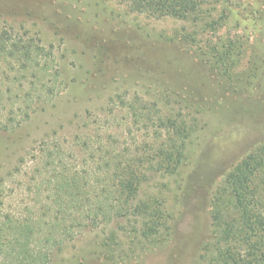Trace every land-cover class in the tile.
Instances as JSON below:
<instances>
[{
    "label": "rangeland",
    "instance_id": "obj_1",
    "mask_svg": "<svg viewBox=\"0 0 264 264\" xmlns=\"http://www.w3.org/2000/svg\"><path fill=\"white\" fill-rule=\"evenodd\" d=\"M3 30L53 47L59 76L55 97L0 127L9 196L0 207L17 204L23 178L11 174L52 138L78 165L71 148L84 134L107 156L151 162L133 211L78 232L49 264H225L214 215L239 218L228 176L264 146V0H211L187 19L132 12L119 0H0ZM162 151L182 159L159 166ZM255 183L264 192L261 176Z\"/></svg>",
    "mask_w": 264,
    "mask_h": 264
},
{
    "label": "trees",
    "instance_id": "obj_2",
    "mask_svg": "<svg viewBox=\"0 0 264 264\" xmlns=\"http://www.w3.org/2000/svg\"><path fill=\"white\" fill-rule=\"evenodd\" d=\"M119 1L132 12L187 19L211 0ZM52 56L53 47L46 48L37 38L0 31L1 128L20 125L35 112V104L55 97L59 71ZM73 145L72 151L82 156H77L79 165L74 156L67 155L66 147L52 138L44 141L28 161H20L16 175L11 174L12 180L23 178L17 188L14 186L21 197L15 208L14 203L6 210L0 207V264H49L78 232L133 211L132 204L146 178L141 168L151 162L141 157L107 156L104 146L88 134L77 135ZM173 145L176 147L167 150L179 149ZM175 155L162 151L157 163L169 167L180 162L182 153L177 158ZM263 155L264 146H260L228 176L225 192L239 218L227 222L221 210L214 215L218 232L213 246L220 250L225 243L221 253L225 264H264V192L255 183L259 175L264 184ZM5 183V179L0 181V206L9 197ZM134 209L136 213L149 208ZM232 240L238 243L236 250L230 245Z\"/></svg>",
    "mask_w": 264,
    "mask_h": 264
}]
</instances>
